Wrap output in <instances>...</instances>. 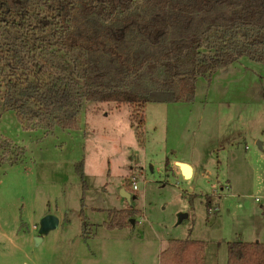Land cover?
Here are the masks:
<instances>
[{"label": "rangeland", "instance_id": "obj_1", "mask_svg": "<svg viewBox=\"0 0 264 264\" xmlns=\"http://www.w3.org/2000/svg\"><path fill=\"white\" fill-rule=\"evenodd\" d=\"M138 132L112 103L49 134L0 105V147L25 151L0 168V264H159L185 239L205 243L204 264H227V243L264 242V64L241 58L199 78L192 103L148 104ZM175 161L195 175L169 170ZM121 210L127 225L109 230ZM46 216L58 227L39 235Z\"/></svg>", "mask_w": 264, "mask_h": 264}, {"label": "trees", "instance_id": "obj_2", "mask_svg": "<svg viewBox=\"0 0 264 264\" xmlns=\"http://www.w3.org/2000/svg\"><path fill=\"white\" fill-rule=\"evenodd\" d=\"M241 58L264 64V0H0V105L25 130L77 131L85 106L112 103L138 132L148 104L192 103L199 78ZM24 158L0 147V168ZM117 214L109 230L131 215ZM226 245L227 264H264V242ZM204 256L170 240L159 264Z\"/></svg>", "mask_w": 264, "mask_h": 264}, {"label": "water", "instance_id": "obj_3", "mask_svg": "<svg viewBox=\"0 0 264 264\" xmlns=\"http://www.w3.org/2000/svg\"><path fill=\"white\" fill-rule=\"evenodd\" d=\"M178 168L182 171V167H187L188 170H189V178H191L192 176V173H191V169L190 167L187 165V164H183V163H178ZM184 178H186L185 175H183ZM121 196L127 200L128 203H130V194H128L126 191L124 190H121ZM186 216H182L180 217L179 221L182 222L183 219H185ZM58 223H59V220L54 217V216H46L44 217L41 221H40V226H41V229H40V232H39V235L43 234V233H46L50 230H55L57 227H58ZM130 223H133L132 220H130ZM36 241H39V240H36Z\"/></svg>", "mask_w": 264, "mask_h": 264}, {"label": "crops", "instance_id": "obj_4", "mask_svg": "<svg viewBox=\"0 0 264 264\" xmlns=\"http://www.w3.org/2000/svg\"><path fill=\"white\" fill-rule=\"evenodd\" d=\"M176 165H178V163H184V164H187L186 162H181V161H175L174 162ZM189 167H190V169H191V173H192V176H191V178L195 175V171H194V169H193V167L191 166V165H189V164H187ZM180 170V169H179ZM182 172H181V170H180V174H181ZM182 175V174H181ZM184 178V177H183ZM190 178V179H191ZM189 179V180H190Z\"/></svg>", "mask_w": 264, "mask_h": 264}, {"label": "bare ground", "instance_id": "obj_5", "mask_svg": "<svg viewBox=\"0 0 264 264\" xmlns=\"http://www.w3.org/2000/svg\"><path fill=\"white\" fill-rule=\"evenodd\" d=\"M182 176L183 175H185L186 176V178H184L185 180H189L190 178H189V170H188V168L187 167H182Z\"/></svg>", "mask_w": 264, "mask_h": 264}, {"label": "built area", "instance_id": "obj_6", "mask_svg": "<svg viewBox=\"0 0 264 264\" xmlns=\"http://www.w3.org/2000/svg\"><path fill=\"white\" fill-rule=\"evenodd\" d=\"M176 167H178L174 162L168 164V169L173 171ZM257 202H259V199H256Z\"/></svg>", "mask_w": 264, "mask_h": 264}]
</instances>
